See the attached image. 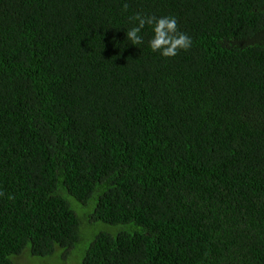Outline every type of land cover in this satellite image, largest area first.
Segmentation results:
<instances>
[{
  "label": "trees",
  "instance_id": "trees-1",
  "mask_svg": "<svg viewBox=\"0 0 264 264\" xmlns=\"http://www.w3.org/2000/svg\"><path fill=\"white\" fill-rule=\"evenodd\" d=\"M137 13L192 46L128 44ZM19 256L264 264V0H0V264Z\"/></svg>",
  "mask_w": 264,
  "mask_h": 264
},
{
  "label": "clouds",
  "instance_id": "clouds-1",
  "mask_svg": "<svg viewBox=\"0 0 264 264\" xmlns=\"http://www.w3.org/2000/svg\"><path fill=\"white\" fill-rule=\"evenodd\" d=\"M146 27L151 29L148 46L153 52H158L163 57H175L180 51H186L192 46V38L179 29L176 17L142 13L132 16L129 26L124 29L128 44L137 48L144 45Z\"/></svg>",
  "mask_w": 264,
  "mask_h": 264
},
{
  "label": "rangeland",
  "instance_id": "rangeland-1",
  "mask_svg": "<svg viewBox=\"0 0 264 264\" xmlns=\"http://www.w3.org/2000/svg\"><path fill=\"white\" fill-rule=\"evenodd\" d=\"M90 239H91V238H90ZM90 239H88V240L85 242V244H84V246H83V249L85 248V246L88 245ZM81 244H82V242H81ZM81 244H80V245H81ZM61 254H62V253H59L58 256L56 255V256H57V259L60 258V255H61ZM24 261H25V260H24V257H23V256H19L18 258L15 259L14 263H15V264H22ZM44 263H45V261H44ZM26 264H27V263H26ZM45 264H46V263H45Z\"/></svg>",
  "mask_w": 264,
  "mask_h": 264
}]
</instances>
